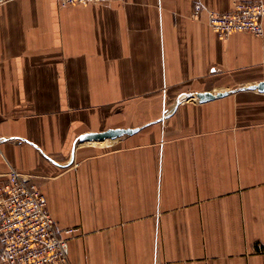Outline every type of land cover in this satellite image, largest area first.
Here are the masks:
<instances>
[{
    "label": "crops",
    "instance_id": "obj_1",
    "mask_svg": "<svg viewBox=\"0 0 264 264\" xmlns=\"http://www.w3.org/2000/svg\"><path fill=\"white\" fill-rule=\"evenodd\" d=\"M234 1L1 7L0 192L37 184L72 264H264V34L208 22Z\"/></svg>",
    "mask_w": 264,
    "mask_h": 264
},
{
    "label": "built area",
    "instance_id": "obj_2",
    "mask_svg": "<svg viewBox=\"0 0 264 264\" xmlns=\"http://www.w3.org/2000/svg\"><path fill=\"white\" fill-rule=\"evenodd\" d=\"M12 0H0V9ZM109 0H59L62 6ZM204 7L195 5L194 17ZM209 25L226 38L235 32L264 34V2L235 0L232 10L209 11ZM73 232L74 229H70ZM0 264H72L69 241L60 236L46 194L16 169L0 192Z\"/></svg>",
    "mask_w": 264,
    "mask_h": 264
},
{
    "label": "water",
    "instance_id": "obj_3",
    "mask_svg": "<svg viewBox=\"0 0 264 264\" xmlns=\"http://www.w3.org/2000/svg\"><path fill=\"white\" fill-rule=\"evenodd\" d=\"M248 88L255 89L257 88L259 91L263 92L264 91V81H260L257 84L251 85ZM226 93H217L213 94L210 92H204V93H199V96L202 100H209V99H214L216 97H221L224 96ZM139 128H109L105 131L101 132H89L83 135L81 138H87V140L92 141V140H101L105 138H116L118 136H121L123 134L129 133H135L138 131Z\"/></svg>",
    "mask_w": 264,
    "mask_h": 264
}]
</instances>
